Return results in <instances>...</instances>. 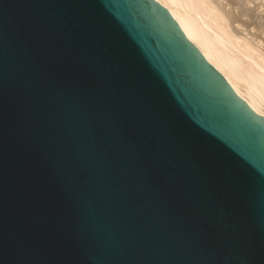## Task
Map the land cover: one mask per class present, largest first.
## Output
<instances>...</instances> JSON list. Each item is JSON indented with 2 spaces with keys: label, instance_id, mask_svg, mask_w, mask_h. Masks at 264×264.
Masks as SVG:
<instances>
[{
  "label": "water",
  "instance_id": "1",
  "mask_svg": "<svg viewBox=\"0 0 264 264\" xmlns=\"http://www.w3.org/2000/svg\"><path fill=\"white\" fill-rule=\"evenodd\" d=\"M0 264H264V118L154 0H0Z\"/></svg>",
  "mask_w": 264,
  "mask_h": 264
},
{
  "label": "bare ground",
  "instance_id": "2",
  "mask_svg": "<svg viewBox=\"0 0 264 264\" xmlns=\"http://www.w3.org/2000/svg\"><path fill=\"white\" fill-rule=\"evenodd\" d=\"M235 95L264 118V0H154Z\"/></svg>",
  "mask_w": 264,
  "mask_h": 264
}]
</instances>
